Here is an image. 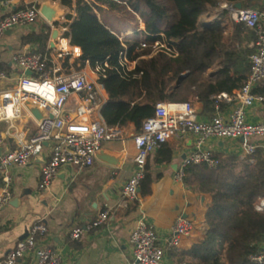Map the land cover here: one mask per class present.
Returning a JSON list of instances; mask_svg holds the SVG:
<instances>
[{"label":"trees","instance_id":"trees-1","mask_svg":"<svg viewBox=\"0 0 264 264\" xmlns=\"http://www.w3.org/2000/svg\"><path fill=\"white\" fill-rule=\"evenodd\" d=\"M54 1L70 10L62 25L64 38L80 50V62L98 69V83L107 95L100 116L108 127L131 126L138 134L157 103L189 102L208 108L213 97L231 95L246 81L254 36L243 24L231 21L220 3L258 9V0ZM125 12L142 20L143 31L134 30L131 37L119 40V34L100 16L112 13L125 21ZM205 16L214 18L202 22ZM49 35L50 29L42 28L26 35L23 42L45 54ZM141 43L146 47L141 48ZM155 43L162 47L153 49ZM125 61L133 64L131 70ZM208 71H212L209 78L205 77ZM215 158L218 164L214 168L184 169V187L205 199V231L199 242L181 254L179 262L251 264L249 256L264 244V210H255L264 199V156L257 150L242 159L231 154ZM170 160V148L164 143L156 163ZM151 183L144 166L141 197L150 193Z\"/></svg>","mask_w":264,"mask_h":264},{"label":"built area","instance_id":"built-area-1","mask_svg":"<svg viewBox=\"0 0 264 264\" xmlns=\"http://www.w3.org/2000/svg\"><path fill=\"white\" fill-rule=\"evenodd\" d=\"M220 9L229 13L231 21L243 24L254 36V51L250 56L248 76L243 86L232 93L213 97V115L206 121H198L194 107L189 102L157 103L154 114L146 119L140 133L132 137L135 149L134 168L131 176L122 187L125 202L133 203L138 199L137 189L144 177V166L150 154L157 151L169 139L188 133L194 137L193 151L186 156L175 171L174 181L182 183L184 169L188 166L204 165L214 168L218 160L205 149L210 139L240 141V149L245 156L254 155L259 146L252 139L264 137V122L249 124L245 121V110L254 106L264 108V93H255V87L264 85V11L254 9H235L233 5L222 3ZM38 6L28 5L24 9L0 15V37L17 27L33 25L38 19ZM140 25V23H139ZM141 27V26H140ZM66 28H62V35ZM119 40L122 37H118ZM141 48L146 46L141 43ZM157 43L153 49L161 48ZM78 53V48L75 47ZM80 51V50H79ZM171 53L170 51H168ZM68 59L62 64H53L44 54L21 53L12 57L15 66L22 75L15 86L0 91V122L13 123L25 112L22 103L29 101L46 111V117L35 122V133L28 140L18 139L15 148L0 155V209L11 201L10 187L13 166H25L33 158L41 155L48 147V156L40 166L38 192L46 191L58 171L64 166L79 169L91 167L95 154L103 145L121 135V129L104 124L100 110L106 103L101 96L102 86L98 83V69H91L92 78L85 71L88 63ZM127 70L132 63L125 61ZM30 72L31 75H25ZM7 76L0 72V83ZM103 89V88H102ZM70 97L78 102L74 111H67L65 106ZM229 105L227 115H222L221 104ZM3 135L0 133V145ZM263 203L255 206L262 211ZM108 220L107 211L97 216L83 227H76L70 233V239L80 240L84 232L93 231ZM192 222L178 216L170 230L166 247H160L153 228L142 215L129 235L131 260L128 264H161L165 250L178 247L180 240L190 235ZM46 232L42 224L33 225L26 237L17 242L0 264H16L22 258L34 254L36 264H61L60 254L52 248H37L36 238ZM251 264H264V248L248 258Z\"/></svg>","mask_w":264,"mask_h":264},{"label":"crops","instance_id":"crops-1","mask_svg":"<svg viewBox=\"0 0 264 264\" xmlns=\"http://www.w3.org/2000/svg\"><path fill=\"white\" fill-rule=\"evenodd\" d=\"M44 0H0V15L8 14L28 5H39ZM57 5L63 15L55 25L47 24L41 17L30 26L17 27L0 37V72L7 76V80L0 83V91L15 86L22 75L15 66L12 57L21 53H37L35 45L24 43L23 38L31 33H38L42 28L58 29L59 37L54 49H50V35L47 50L44 54L53 64L75 60L80 54L75 47L70 46L69 40L64 38L61 29L64 17L70 10L59 2L47 0ZM258 11H264V0H258ZM224 3L221 2L220 5ZM108 14V13H107ZM214 17L205 16L202 22H209ZM139 31H143L140 27ZM131 32V30L129 31ZM120 37L126 33L121 32ZM41 54V53H39ZM88 75L96 77L85 67ZM212 71L205 77L209 78ZM255 93L263 94L264 85L254 89ZM101 96L107 101V95L101 88ZM224 94V93H222ZM198 121L206 122L213 115V108H204L199 103H191ZM78 102L70 97L66 103L67 111H74ZM222 115H227L229 105L221 104ZM26 112V110H25ZM24 113L13 123L0 122V133L3 141L0 145V155L12 151L18 139L28 140L35 133V123ZM245 121L249 124L264 122V108L254 106L245 110ZM134 130L131 126L121 129V135L103 145L101 150L122 154L119 166H109L94 160L91 167L77 168L62 167L51 181L49 188L40 193L38 183L40 166L47 159L48 147H44L41 155L33 158L25 166H13L10 169L12 184L10 187L11 201L0 209V260L13 249L15 244L23 240L27 231L36 224H42L46 232L36 238L37 248H52L61 256V264H128L131 260L129 235L135 222L143 215L147 223L153 228L160 247L165 248L173 222L178 216L193 221L190 235L180 240L178 247L165 250L161 264H182L179 262L181 254L189 251L203 237L205 226L203 217L205 208L201 197L190 192L182 183L174 181L175 171L181 161L193 151L194 137L185 133L169 139L165 145L170 148L171 160L168 164H157L158 150L150 154L145 168L149 172L152 183L150 193L144 197L138 193L137 201L125 202L122 187L131 176L134 164L135 149L132 142ZM264 156V137L252 139ZM205 149L216 156L236 155L240 159L245 157L240 149V141L210 139ZM2 183L0 180V187ZM204 198V197H203ZM263 203L260 200L257 205ZM264 210V208H263ZM262 210V211H263ZM107 211L108 220L99 228L84 232L78 241L70 239L71 231L76 227H83L92 221L98 213ZM264 248V244L262 245ZM16 264H36L34 254L19 260Z\"/></svg>","mask_w":264,"mask_h":264},{"label":"water","instance_id":"water-1","mask_svg":"<svg viewBox=\"0 0 264 264\" xmlns=\"http://www.w3.org/2000/svg\"><path fill=\"white\" fill-rule=\"evenodd\" d=\"M235 9L239 10L241 9L240 4H235L233 5ZM38 14L39 16L49 25H55L58 23L59 18L62 17L63 13L62 11L58 8L57 5L50 4L49 1L44 0L38 7ZM59 37V31L58 29H53L51 34H50V42H49V47L50 49H54L55 43L58 40ZM25 75H31L30 72H25ZM185 75H183L182 78H184ZM179 82V81H178ZM23 108L26 110V112L34 119L35 122L39 123L42 119L46 117V111L43 109H40L37 105L25 101L22 103ZM201 107V104H199ZM195 114L198 113L194 109ZM95 159L107 164L109 166H119L122 160V154H114L112 152H108L105 150H99L95 154ZM137 192H140V188L137 189ZM201 202H203L204 198L201 197Z\"/></svg>","mask_w":264,"mask_h":264},{"label":"rangeland","instance_id":"rangeland-1","mask_svg":"<svg viewBox=\"0 0 264 264\" xmlns=\"http://www.w3.org/2000/svg\"><path fill=\"white\" fill-rule=\"evenodd\" d=\"M157 1L165 2V0H157ZM141 10L146 11L145 8H142ZM123 14L126 15V17L124 18L126 19L125 21L123 20V17L122 18L116 17L112 13H108V14L104 13L103 15L100 16V18L108 22V26L112 28V30L116 32V34H120L121 32L125 31L126 36L131 37L132 33H129L130 30L131 32L134 30L139 32L140 26L143 28L142 20L137 15H133L129 12H125ZM191 222L192 224H194L193 221Z\"/></svg>","mask_w":264,"mask_h":264}]
</instances>
